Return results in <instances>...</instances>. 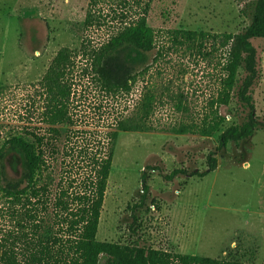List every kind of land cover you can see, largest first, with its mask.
I'll return each instance as SVG.
<instances>
[{
    "label": "rangeland",
    "instance_id": "obj_1",
    "mask_svg": "<svg viewBox=\"0 0 264 264\" xmlns=\"http://www.w3.org/2000/svg\"><path fill=\"white\" fill-rule=\"evenodd\" d=\"M251 1L152 0L147 26L156 34L157 48L145 57L130 54L128 60L137 66L139 75L147 70L139 76L132 93L109 97L95 83L76 91L72 113L78 124L73 131L84 134L73 139L75 153L71 157L65 156L70 146L64 138L56 143L58 154H47L50 168L46 175L50 179L46 183L51 184L53 196L59 193L64 178L81 176L85 167L77 155L81 149L103 150L115 121L137 116L140 100L146 94L154 97L149 121L152 130L118 135L98 241L264 264V131L260 129L250 140L230 143L218 151L219 135L244 120L236 98L220 109L226 121L215 136L177 135L172 131L202 117L216 96L221 74L219 54L213 60L204 59L193 45L177 43L172 33L241 34L251 23ZM89 3L0 0V148L14 136L32 141L27 133L45 134L43 100L36 85L56 54L62 48L78 51L87 40L95 47L102 45L124 22L137 20L147 1L100 0L103 26L86 30ZM255 44L259 81L253 98L262 122L264 42ZM76 65L74 79L81 86L80 71L86 62L78 58ZM243 77L240 71L238 80ZM210 153L216 154L217 169L205 178L165 180L176 169L205 172ZM3 164L7 181L21 179L23 159L18 154L8 153ZM154 166L161 171L148 173L149 194L144 199L142 175L147 167ZM21 217L20 212L13 214L0 191V239L17 233Z\"/></svg>",
    "mask_w": 264,
    "mask_h": 264
},
{
    "label": "trees",
    "instance_id": "obj_2",
    "mask_svg": "<svg viewBox=\"0 0 264 264\" xmlns=\"http://www.w3.org/2000/svg\"><path fill=\"white\" fill-rule=\"evenodd\" d=\"M146 1L143 14L130 23L124 22L102 45L95 47L87 40L78 51L62 48L36 85L43 100L45 134L30 132L27 136L32 141L14 136L2 144L0 183L5 184L0 191L13 209V214L20 212L23 218L18 221L16 234L12 232L0 239V264H252L233 257L212 259L97 240L118 135L152 130L149 121L154 97L149 94L138 103L137 116L115 121L112 130L106 134L107 144L103 150L85 148L79 151L77 155L85 161V167L78 179L71 175L64 178L55 196L50 189L51 184L46 183L50 179L46 175L50 168L47 154H58L56 143L64 138L70 146L65 156L71 157L75 153L73 139L84 134L73 131L78 124L72 113L76 91L80 88L81 92L84 84L95 83L109 97L128 96L139 76L146 74L145 69L139 75L137 66L128 60L131 53L145 57L157 48L156 34L147 26L152 0ZM99 2L90 0L84 24L86 30L103 26ZM248 7L251 10V23L241 34L172 33L177 43L193 45L204 59L210 61L219 54L221 68L216 96L209 101L202 117L194 123L174 128L173 133L205 138L215 136L226 121L220 109L228 107L234 98L244 116L242 124L232 125L219 135L218 151L225 150L230 143L250 140L260 129L264 131V121L261 122L256 115L253 98V90L259 81V52L255 43L264 42V0H253ZM78 58L86 62V67L80 71L82 76L79 82H84L81 86L74 79ZM140 65H143V60ZM240 71L244 77L238 80ZM10 152L23 159V175L16 182L5 178L3 162ZM216 169V154L210 153L205 172L176 169L166 175L165 180L172 182L182 176L202 179ZM160 171L158 166L146 168L142 175L144 199L149 194L148 173ZM134 221L138 222V219L134 217Z\"/></svg>",
    "mask_w": 264,
    "mask_h": 264
}]
</instances>
